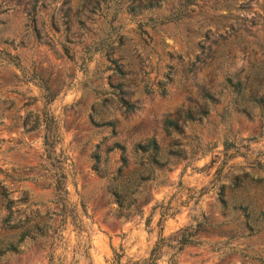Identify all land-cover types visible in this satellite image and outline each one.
Here are the masks:
<instances>
[{"label":"rangeland","instance_id":"obj_1","mask_svg":"<svg viewBox=\"0 0 264 264\" xmlns=\"http://www.w3.org/2000/svg\"><path fill=\"white\" fill-rule=\"evenodd\" d=\"M179 1L0 0V264H264V0Z\"/></svg>","mask_w":264,"mask_h":264},{"label":"trees","instance_id":"obj_2","mask_svg":"<svg viewBox=\"0 0 264 264\" xmlns=\"http://www.w3.org/2000/svg\"><path fill=\"white\" fill-rule=\"evenodd\" d=\"M99 1L100 0H82V6L85 9H87V8L92 9L98 5ZM131 2L132 3L134 2V3L128 9L127 12L135 11L136 14H141L142 11H144V10L153 9V8H157L160 6V0H131ZM185 2H186V0H180L178 2V6H177L178 8L177 9H173L166 16H160V17H157L156 19L159 21L160 24L172 22L175 19H178L180 8L182 7V5H184ZM117 13H118V8H116L114 10V12L112 13L111 20L114 19L115 15ZM9 62L14 66L19 67L17 57L15 55L11 56V59H9ZM227 82H230V79H227ZM239 85H240V94H241L242 89H243V83L241 81H240V83L239 82L233 83V87L236 91H239ZM259 101L261 104L258 106V108H259V114L261 115L264 112V94L259 98ZM242 112H247V109L244 107L242 109ZM247 114H249V110H248ZM168 124H174L175 125V122L168 121ZM259 134H260V136L264 135V120H262V123L260 125ZM223 146H224L223 150L225 151V150L229 149L231 144L223 143ZM138 147L143 152L149 151L151 153V155L156 154L158 149H159L157 142L155 141L154 138L147 139L144 144H140V145H138ZM122 162H123L122 164L124 165V163H125L124 157H122ZM120 170L121 169H119L118 172H120ZM62 182L63 181H62L61 177L57 176L55 179L54 188L58 191L64 192V185ZM126 188H127L126 184L124 182H122V183H116L115 185H113V187L111 189L112 190L111 192L114 195L118 206H121V204H122V200H123L122 193L126 191ZM197 226H198L197 224H194L193 226H191V225L185 226L183 228L176 230L173 234H171L167 238H170V239L176 238V242L178 244L177 249H180L185 244L195 242V240L193 239L192 236L195 234V231H197ZM164 239H165L164 237L158 238V240L154 243L153 247L150 249L148 256L141 259V260L126 259L125 261H122L121 257L123 256V253L122 252L118 253L115 251V249H112V255L110 257L109 264H155V261L158 257V254L155 253V251L159 250L162 247L163 244H161V243ZM10 250H14V245L11 243H7L3 248H0V255L2 253H4L5 251H10Z\"/></svg>","mask_w":264,"mask_h":264}]
</instances>
